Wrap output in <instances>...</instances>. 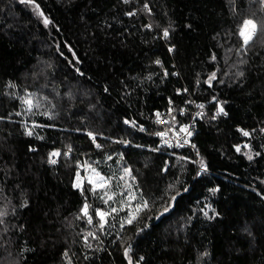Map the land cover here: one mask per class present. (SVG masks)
<instances>
[{
	"label": "trees",
	"instance_id": "16d2710c",
	"mask_svg": "<svg viewBox=\"0 0 264 264\" xmlns=\"http://www.w3.org/2000/svg\"><path fill=\"white\" fill-rule=\"evenodd\" d=\"M134 1L149 10L0 0V264H264V4ZM246 19L257 31L242 48ZM23 96L37 104L29 122ZM191 101L197 163L152 137L156 113L172 108L179 125ZM85 165L112 185L127 174L149 206L101 229L109 202L73 186Z\"/></svg>",
	"mask_w": 264,
	"mask_h": 264
},
{
	"label": "rangeland",
	"instance_id": "374dc122",
	"mask_svg": "<svg viewBox=\"0 0 264 264\" xmlns=\"http://www.w3.org/2000/svg\"><path fill=\"white\" fill-rule=\"evenodd\" d=\"M26 101H31V104L26 103ZM20 102L22 105L19 115H21L25 122H29L31 116L37 112V104L34 100L27 96H23ZM25 131L27 133L31 132V135L35 136L39 134L37 125L33 122L25 127ZM97 173L99 172L96 171L93 166H82L79 168V171L76 174L74 184H77V188L81 189L83 186L82 183H91L92 188L98 191L99 195L103 197L105 202H109L107 206V212H104L106 213L104 223H107V218L109 216L113 218L117 217L118 222L121 223L123 220H125L130 211H134L135 206L138 203H143L144 201L135 190L132 181L127 174L123 176L125 185H112V183H110L106 177L99 173V176L104 178V181L101 182L96 175ZM101 184H103V186H101ZM109 197H111V199H109ZM114 208L117 209L116 212H112V209Z\"/></svg>",
	"mask_w": 264,
	"mask_h": 264
},
{
	"label": "built area",
	"instance_id": "2783aa9c",
	"mask_svg": "<svg viewBox=\"0 0 264 264\" xmlns=\"http://www.w3.org/2000/svg\"><path fill=\"white\" fill-rule=\"evenodd\" d=\"M124 2V0H122ZM131 3L134 4V12L135 13H142L147 12L149 10L145 9V4L143 3L141 5L137 4L134 0H128L127 4ZM148 5V4H147ZM201 105L199 102L191 101V117L187 121H183L181 124L177 125V123L170 122L169 116H172L174 114V110L172 108H169L167 111L163 112V114L159 113V116L157 113L154 117V122L157 124L159 130L154 133L152 137L157 138L158 145L164 149H174L175 148H188L192 151L194 160L197 163L199 152L198 148L194 146V144L189 140L193 134V130L195 127V120L199 118V107ZM179 116H183L187 114V110L185 107H181L178 109ZM181 129H186L185 131H182ZM165 133L164 136L158 135V133ZM191 133L189 135L188 133ZM206 171L205 168L202 169L201 166H198V173Z\"/></svg>",
	"mask_w": 264,
	"mask_h": 264
},
{
	"label": "snow or ice",
	"instance_id": "6c2138e0",
	"mask_svg": "<svg viewBox=\"0 0 264 264\" xmlns=\"http://www.w3.org/2000/svg\"><path fill=\"white\" fill-rule=\"evenodd\" d=\"M27 2H31V0H27ZM124 2L127 3L128 0H124ZM261 3L264 4V0H261ZM145 9H148V5L147 4H145ZM40 15H42V13H40ZM129 15H134V13H129ZM44 23L47 25L49 23V21L47 19H45L44 20ZM256 31H257V25L252 20H249V19L244 20L243 25L241 26V28L239 30V35H240V37L242 38V41H243L242 48H247V46L249 45L250 41L253 39V36L255 35ZM168 35H169L168 31L165 30L164 31V37L167 38ZM170 51H171V49H170ZM156 63H160V62L159 61H156ZM240 74L242 75V73H240ZM214 78H215V74L213 73V75L209 78V81L208 82L211 83V80L214 79ZM26 103L31 104V101H26ZM199 107L203 108V105H199ZM221 113H223V108L222 107L219 108L217 114H221ZM157 115L159 116V113H157ZM126 123H127V121H126ZM181 130L182 131H185L186 129H181ZM27 134L28 135H31V132H28ZM188 134L191 135L190 132ZM243 134L245 136L249 135L248 132H244ZM158 135L164 136L165 133L161 132V133H158ZM97 147H99V145H97ZM69 151H71V148L70 147H69ZM237 151H239V148H237ZM59 154H60L59 152H53V153H51L50 154L49 163L55 164L56 163V160L55 159H52L51 157L58 156ZM65 155H67V153H65ZM251 158L252 157L249 156V159H251ZM201 167H202V169L204 168L203 161H201ZM124 171H125V173H129V170L128 169H125ZM96 175H97V177L99 178V180L101 182L104 181V178L103 177H100L99 176V173H97ZM73 186L74 187H78L77 184H74ZM101 186H103V184H101ZM109 199H111V197H109ZM173 199H175V197H173ZM148 206H149L148 201H144L143 203H138L135 206L134 211H130L129 214H128V216L125 218V220H123L121 222V227L123 228L124 223H127V224L133 223V221H135L138 218V214L142 210L146 209ZM87 209H88V205L85 204L84 205V208L82 209V212H83L84 215H87ZM116 211H117V209H115V208L112 209V212H116ZM165 211H167V209H165ZM0 215H2V213H0ZM96 215L100 218V228L102 229L103 226H104V221H105L106 213H104L103 211H100L98 209L96 211ZM88 223L89 224L92 223V218L91 217H89ZM88 235L91 236L93 234L92 233H88ZM130 248H131V246L129 245V247H127V248L124 249L125 256L128 255V253L130 251Z\"/></svg>",
	"mask_w": 264,
	"mask_h": 264
}]
</instances>
